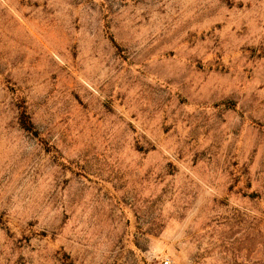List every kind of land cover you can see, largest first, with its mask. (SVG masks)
<instances>
[{"label":"rangeland","instance_id":"rangeland-1","mask_svg":"<svg viewBox=\"0 0 264 264\" xmlns=\"http://www.w3.org/2000/svg\"><path fill=\"white\" fill-rule=\"evenodd\" d=\"M166 259L264 264V0H0V264Z\"/></svg>","mask_w":264,"mask_h":264},{"label":"trees","instance_id":"trees-1","mask_svg":"<svg viewBox=\"0 0 264 264\" xmlns=\"http://www.w3.org/2000/svg\"><path fill=\"white\" fill-rule=\"evenodd\" d=\"M20 121H21L22 125L24 127H26L27 129H31L32 128V123L29 120V117L25 116L24 113H22V115L20 117Z\"/></svg>","mask_w":264,"mask_h":264},{"label":"built area","instance_id":"built-area-1","mask_svg":"<svg viewBox=\"0 0 264 264\" xmlns=\"http://www.w3.org/2000/svg\"><path fill=\"white\" fill-rule=\"evenodd\" d=\"M170 261L168 259H166L165 261H163V264H169Z\"/></svg>","mask_w":264,"mask_h":264}]
</instances>
